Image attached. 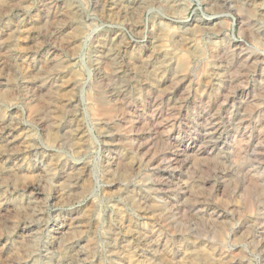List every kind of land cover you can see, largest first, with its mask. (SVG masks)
<instances>
[{
    "label": "rangeland",
    "instance_id": "374dc122",
    "mask_svg": "<svg viewBox=\"0 0 264 264\" xmlns=\"http://www.w3.org/2000/svg\"><path fill=\"white\" fill-rule=\"evenodd\" d=\"M0 264H264V0H0Z\"/></svg>",
    "mask_w": 264,
    "mask_h": 264
},
{
    "label": "bare ground",
    "instance_id": "6f19581e",
    "mask_svg": "<svg viewBox=\"0 0 264 264\" xmlns=\"http://www.w3.org/2000/svg\"><path fill=\"white\" fill-rule=\"evenodd\" d=\"M241 18V17H240ZM49 56V55H48ZM244 92V91H243ZM239 93V92H238ZM242 93H239V95H241ZM237 96V95H236ZM222 100H223V102L224 103H228V102H230L231 100H232V98L229 96V95H227L226 94V96H224L223 98H222ZM241 108H242V106H240ZM211 123V122H210ZM68 231V230H67ZM69 244V243H68ZM66 246V245H65ZM70 255V254H69ZM129 260V259H128Z\"/></svg>",
    "mask_w": 264,
    "mask_h": 264
}]
</instances>
